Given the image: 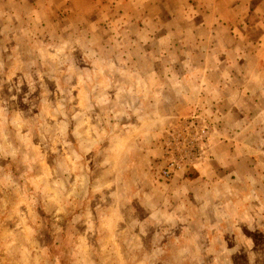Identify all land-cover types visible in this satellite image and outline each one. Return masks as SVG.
Returning a JSON list of instances; mask_svg holds the SVG:
<instances>
[{
  "label": "rangeland",
  "instance_id": "rangeland-1",
  "mask_svg": "<svg viewBox=\"0 0 264 264\" xmlns=\"http://www.w3.org/2000/svg\"><path fill=\"white\" fill-rule=\"evenodd\" d=\"M0 264H264V0H0Z\"/></svg>",
  "mask_w": 264,
  "mask_h": 264
},
{
  "label": "built area",
  "instance_id": "built-area-1",
  "mask_svg": "<svg viewBox=\"0 0 264 264\" xmlns=\"http://www.w3.org/2000/svg\"><path fill=\"white\" fill-rule=\"evenodd\" d=\"M187 143H190L191 145H193V144H192V141H188ZM172 166H173V164L171 163V164L169 165V167H168L166 170H164V171L162 172L163 177H168V176H169V174H170L169 169L172 168Z\"/></svg>",
  "mask_w": 264,
  "mask_h": 264
}]
</instances>
